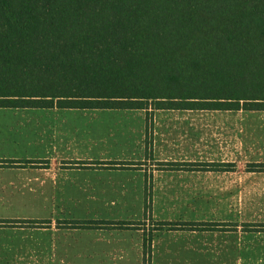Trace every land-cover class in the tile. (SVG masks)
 I'll return each mask as SVG.
<instances>
[{"label": "trees", "instance_id": "1", "mask_svg": "<svg viewBox=\"0 0 264 264\" xmlns=\"http://www.w3.org/2000/svg\"><path fill=\"white\" fill-rule=\"evenodd\" d=\"M0 107L264 111V0H0Z\"/></svg>", "mask_w": 264, "mask_h": 264}, {"label": "crops", "instance_id": "2", "mask_svg": "<svg viewBox=\"0 0 264 264\" xmlns=\"http://www.w3.org/2000/svg\"><path fill=\"white\" fill-rule=\"evenodd\" d=\"M241 121L238 131L245 139L235 142L234 152L210 162L201 141L203 151L198 148L192 156L161 152V146L167 148L161 136L168 137V128L183 127V122L152 120L151 128L150 122L140 123V132L147 126L152 133L146 135L145 154H111L103 149L111 146L107 140L92 139L91 152L68 155L57 154L65 146L63 132L59 142L54 128L62 124L44 122L37 142L44 153L0 154V264H264V199L258 201L259 194L253 193L256 204L250 203L259 208L222 223L220 215L181 219L162 209L175 206L176 192L206 191L208 186L161 182V175L222 172L234 163L248 165L253 174L264 172V119ZM198 134L203 141L206 129ZM69 140L65 145L73 150L77 142ZM184 146L192 147L190 138ZM157 162L164 166L159 168ZM53 165L57 177L47 176ZM209 188L221 191V183ZM249 189L264 190V182H251ZM198 198L206 199L204 194ZM56 207L62 215H53ZM72 208L78 213H71Z\"/></svg>", "mask_w": 264, "mask_h": 264}, {"label": "rangeland", "instance_id": "3", "mask_svg": "<svg viewBox=\"0 0 264 264\" xmlns=\"http://www.w3.org/2000/svg\"><path fill=\"white\" fill-rule=\"evenodd\" d=\"M147 116V117H146ZM159 120L161 123L173 121L183 122V127H170L172 134L168 137L161 136V143L166 147L161 149L163 153L180 154L179 156H192L198 148L201 147L198 143L206 145V159L214 160L215 158L222 159L225 153L234 152V144L237 140L245 139L238 131L242 126L241 119H264L263 112L250 111H179V110H156L140 111L135 109H73V108H3L0 107V154L7 155H36L44 153L45 150L38 146L39 134L44 132V122H59L57 131L60 135L63 132V144L65 148L58 149L57 154L68 155L86 154L93 149L89 147L92 139L107 140L111 146L103 149L111 152V154H145L147 153L146 135L147 126L140 132V123L143 121L147 125L152 120ZM190 122V123H188ZM201 124L200 126H189V124ZM224 123V124H223ZM144 124V125H145ZM170 125V124H169ZM249 125L244 124L243 128L248 131ZM206 129V138L202 141L198 138V130ZM248 133V132H247ZM149 137L152 133L148 134ZM202 135V134H201ZM203 136V135H202ZM246 136V133H245ZM6 138L2 140V138ZM69 138H74L77 144L73 150L67 148L70 142ZM190 138L191 148H186L184 143ZM173 141L174 148L169 146L168 141ZM246 139H250L249 136ZM142 141V145L138 142ZM144 143V145H143ZM67 146H66V145ZM177 146V147H175ZM201 152L203 151L200 148ZM97 150V148H96ZM205 153H202L204 155ZM201 155V156H202ZM61 157L60 155L58 156ZM66 157V156H64ZM233 164V163H232ZM235 167L228 166L222 172L207 170L203 172L177 173L175 175H161L158 181L161 182H186V183H206L208 189L206 191H181L176 192L179 196L175 201V206L170 208L163 207L168 216L181 219H192L196 217L207 216L213 218L220 215V223L222 219L237 218L244 213H251V210L259 208L257 205H251L256 201L252 194H259L258 201L264 199V190H250L251 182H264V172L253 174L250 172L248 165ZM157 166H164L157 162ZM46 172V171H45ZM58 170L53 165L51 171L46 172L47 176L57 177ZM37 178H41L40 176ZM34 182H37L36 178ZM242 183V186L236 185ZM221 183V191L210 189L209 186ZM205 195L203 201H199V195ZM221 199V200H220ZM254 199V200H253ZM261 199V200H260ZM260 207H264L261 202ZM64 209V208H63ZM73 210L77 214L79 210ZM161 209V207H160ZM75 210V211H74ZM55 211V212H54ZM53 215H62L61 208H53ZM69 214V213H68ZM222 225V224H221Z\"/></svg>", "mask_w": 264, "mask_h": 264}]
</instances>
